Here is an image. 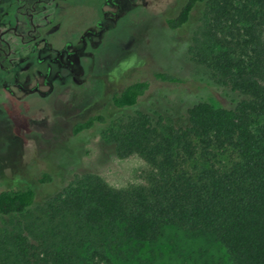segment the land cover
Wrapping results in <instances>:
<instances>
[{"label": "trees", "instance_id": "trees-1", "mask_svg": "<svg viewBox=\"0 0 264 264\" xmlns=\"http://www.w3.org/2000/svg\"><path fill=\"white\" fill-rule=\"evenodd\" d=\"M198 3L204 20L189 52L214 84L237 95L233 105L198 101L178 125L142 110L110 120L105 136L117 154L148 165L140 183L114 188L75 173L40 204L30 187L1 190L0 219L36 206L41 224L0 231V264H114L103 239L151 242L167 226L211 234L231 264H264V124L254 126L264 116V0H186L165 19L167 29L187 23ZM147 88L131 82L113 93L112 105L132 109ZM106 121L94 114L74 125L73 136ZM55 172H43L41 182L48 186Z\"/></svg>", "mask_w": 264, "mask_h": 264}, {"label": "rangeland", "instance_id": "rangeland-1", "mask_svg": "<svg viewBox=\"0 0 264 264\" xmlns=\"http://www.w3.org/2000/svg\"><path fill=\"white\" fill-rule=\"evenodd\" d=\"M185 1L149 0L147 7L138 3L130 31L128 25L126 29L121 25L114 36L105 37L90 63L82 90L86 95L73 102L74 108L68 110H76L80 117L0 116V191L30 187L35 192L36 204H40L75 173L96 174L114 188L140 183L142 171L148 165L137 154H117L105 136L110 120L142 110L169 116L178 125L186 123V109L198 101L216 107L233 105L237 95L214 84L189 52L192 38L204 20L203 4L195 5L187 23L167 29L165 19L176 14ZM158 73H168L176 81L162 80L156 76ZM137 80L146 81L148 88L135 107L115 108L112 94ZM96 113L103 114L107 121L71 136L66 120L84 121ZM52 123H56L55 128H51ZM33 124H47L46 130L34 129ZM263 124L264 116L255 119V128ZM20 125L30 139L20 134ZM69 138L73 143L68 145ZM51 168L56 172L52 174L53 182L46 186L40 179ZM38 209L35 206L25 215L1 218L0 231L16 228L18 221L40 226ZM101 242L114 264H231L224 247L211 234L177 226L165 227L151 242L121 240L116 235Z\"/></svg>", "mask_w": 264, "mask_h": 264}, {"label": "flooded vegetation", "instance_id": "flooded-vegetation-1", "mask_svg": "<svg viewBox=\"0 0 264 264\" xmlns=\"http://www.w3.org/2000/svg\"><path fill=\"white\" fill-rule=\"evenodd\" d=\"M148 1L0 0V116L78 115L68 110L86 95L94 51L117 27L130 31L137 4ZM71 121L72 136L83 121ZM32 126L45 131L47 124ZM19 131L31 138L23 125Z\"/></svg>", "mask_w": 264, "mask_h": 264}]
</instances>
